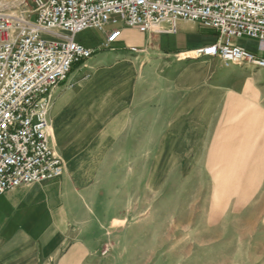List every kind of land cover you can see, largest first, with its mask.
Wrapping results in <instances>:
<instances>
[{
  "label": "crops",
  "instance_id": "0c3cea01",
  "mask_svg": "<svg viewBox=\"0 0 264 264\" xmlns=\"http://www.w3.org/2000/svg\"><path fill=\"white\" fill-rule=\"evenodd\" d=\"M202 28H123L72 68L48 115L63 174L0 196V264H264V68L189 57Z\"/></svg>",
  "mask_w": 264,
  "mask_h": 264
},
{
  "label": "built area",
  "instance_id": "2783aa9c",
  "mask_svg": "<svg viewBox=\"0 0 264 264\" xmlns=\"http://www.w3.org/2000/svg\"><path fill=\"white\" fill-rule=\"evenodd\" d=\"M33 20L0 11V196L22 185L57 180L63 161L49 143V111L72 68L96 51L74 41L87 29L106 31L113 49L123 28L174 34L179 21L213 30L214 44L195 58L264 68V58L233 45L255 40L264 51V0H32ZM137 53L136 48H129ZM70 86V85H69Z\"/></svg>",
  "mask_w": 264,
  "mask_h": 264
},
{
  "label": "rangeland",
  "instance_id": "374dc122",
  "mask_svg": "<svg viewBox=\"0 0 264 264\" xmlns=\"http://www.w3.org/2000/svg\"><path fill=\"white\" fill-rule=\"evenodd\" d=\"M0 11L10 15L18 16L23 14L30 21L33 20V3L32 0H0ZM202 31L208 35H215V32L211 29L202 28ZM106 31H99L96 29H87L81 33H78L74 37V41L91 49H94L96 53H102L104 50L101 48L102 43L105 38ZM184 40L178 43L179 47H182ZM116 48H118L116 46ZM123 50V47H120L119 50ZM177 191H171V198L177 195ZM185 194V193H183ZM184 197V196H183ZM107 240V246L109 245ZM112 241V240H111ZM177 241V240H176ZM144 245V244H143ZM175 258V256H171Z\"/></svg>",
  "mask_w": 264,
  "mask_h": 264
},
{
  "label": "bare ground",
  "instance_id": "6f19581e",
  "mask_svg": "<svg viewBox=\"0 0 264 264\" xmlns=\"http://www.w3.org/2000/svg\"><path fill=\"white\" fill-rule=\"evenodd\" d=\"M189 57H194L195 56V52H194V50L193 51H191L190 53H189V55H188Z\"/></svg>",
  "mask_w": 264,
  "mask_h": 264
}]
</instances>
